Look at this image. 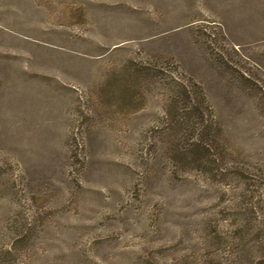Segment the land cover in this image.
Masks as SVG:
<instances>
[{
  "label": "rangeland",
  "instance_id": "obj_1",
  "mask_svg": "<svg viewBox=\"0 0 264 264\" xmlns=\"http://www.w3.org/2000/svg\"><path fill=\"white\" fill-rule=\"evenodd\" d=\"M141 68L201 86L219 173ZM0 264H264V0H0Z\"/></svg>",
  "mask_w": 264,
  "mask_h": 264
},
{
  "label": "trees",
  "instance_id": "obj_2",
  "mask_svg": "<svg viewBox=\"0 0 264 264\" xmlns=\"http://www.w3.org/2000/svg\"><path fill=\"white\" fill-rule=\"evenodd\" d=\"M138 72L146 74L148 82L163 90L161 108L165 114L164 129L170 134L165 141L170 161L183 170L219 173L227 153L219 143L218 127L213 125L201 86L181 73L166 75L157 70L152 73L150 68H141Z\"/></svg>",
  "mask_w": 264,
  "mask_h": 264
}]
</instances>
